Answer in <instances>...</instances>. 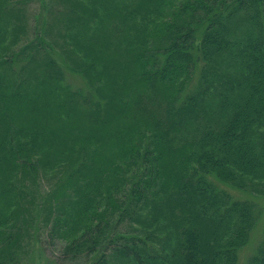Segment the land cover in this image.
Here are the masks:
<instances>
[{
	"label": "trees",
	"instance_id": "obj_1",
	"mask_svg": "<svg viewBox=\"0 0 264 264\" xmlns=\"http://www.w3.org/2000/svg\"><path fill=\"white\" fill-rule=\"evenodd\" d=\"M258 195L264 0H0V264H264Z\"/></svg>",
	"mask_w": 264,
	"mask_h": 264
},
{
	"label": "rangeland",
	"instance_id": "obj_2",
	"mask_svg": "<svg viewBox=\"0 0 264 264\" xmlns=\"http://www.w3.org/2000/svg\"><path fill=\"white\" fill-rule=\"evenodd\" d=\"M25 9L26 11L22 10L21 13L16 12L15 14H12V25L10 29L13 27L15 34L19 37L14 35L13 38H8H16V40L18 39V42L23 40L24 35L27 33V22L29 25H32L33 19L35 17H39V13L41 12L38 3L34 1H32L29 6H26ZM62 35V24H60V26L52 25L50 27V36L53 39H59L63 37ZM78 51L80 50L78 49ZM68 81L73 87L83 85L82 79H80L75 73H71ZM257 198L261 213L259 215V220L253 230L252 239L247 247L248 250L246 252L252 251L253 247L256 246L257 242H259L261 238L264 228V195H258ZM45 229L46 228H41L36 232L33 231L29 237L28 235H25L23 236L22 240L19 241L18 248H20L22 251V258L19 264H89L87 261H84L80 258L77 261L66 259L61 252L62 241L54 240L48 237Z\"/></svg>",
	"mask_w": 264,
	"mask_h": 264
}]
</instances>
